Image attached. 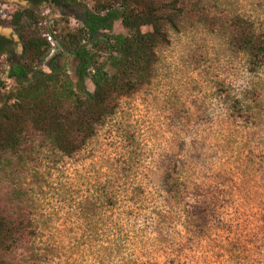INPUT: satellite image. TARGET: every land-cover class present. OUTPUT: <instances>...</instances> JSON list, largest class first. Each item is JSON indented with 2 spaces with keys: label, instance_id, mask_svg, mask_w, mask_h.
<instances>
[{
  "label": "rangeland",
  "instance_id": "374dc122",
  "mask_svg": "<svg viewBox=\"0 0 264 264\" xmlns=\"http://www.w3.org/2000/svg\"><path fill=\"white\" fill-rule=\"evenodd\" d=\"M12 1L0 0L8 35ZM176 1L184 14L151 81L81 150L65 156L29 128L20 150L0 152V214L24 222L9 262L264 264V65L231 43L238 18L264 33V0ZM61 7L37 8L39 26L55 29L43 31L54 36L49 58L60 52L75 79L55 34L80 25L81 7ZM112 32L127 34L121 20ZM8 70L1 61L0 106L17 86Z\"/></svg>",
  "mask_w": 264,
  "mask_h": 264
},
{
  "label": "trees",
  "instance_id": "16d2710c",
  "mask_svg": "<svg viewBox=\"0 0 264 264\" xmlns=\"http://www.w3.org/2000/svg\"><path fill=\"white\" fill-rule=\"evenodd\" d=\"M64 1V5L81 7L80 25L60 38L55 34L63 53L77 60L75 79L62 64L60 52L49 58L52 46L43 31L55 29L39 26L45 16L34 8L17 7L11 19L2 22L20 34L24 53L7 72L17 86L1 98L0 152L20 150L29 128L45 135L65 156L81 150L116 113L122 98L151 81L157 49L169 43L170 29H178L184 14L176 0H92L93 8L77 0ZM117 20L127 34L112 32ZM145 27L149 30L144 31ZM234 27L232 45L249 57L255 69L263 66L264 33L244 18H238ZM89 81L93 91L87 86ZM204 212L199 211L202 218ZM22 229L23 221L0 214V264H13L4 253L22 243Z\"/></svg>",
  "mask_w": 264,
  "mask_h": 264
},
{
  "label": "flooded vegetation",
  "instance_id": "af4514ba",
  "mask_svg": "<svg viewBox=\"0 0 264 264\" xmlns=\"http://www.w3.org/2000/svg\"><path fill=\"white\" fill-rule=\"evenodd\" d=\"M51 0H13V4L17 7L22 8H34L37 10L42 4L50 3ZM64 0H62L61 8L64 9ZM3 29H6L3 27ZM6 31V30H5ZM9 35L5 32L0 33V62L6 61L9 63V67L16 65L20 60H17L16 57L20 54L19 58H22L24 53V45L20 34L16 31L14 27L9 31ZM16 34V35H15ZM20 40L21 48L17 47V42Z\"/></svg>",
  "mask_w": 264,
  "mask_h": 264
},
{
  "label": "built area",
  "instance_id": "2783aa9c",
  "mask_svg": "<svg viewBox=\"0 0 264 264\" xmlns=\"http://www.w3.org/2000/svg\"><path fill=\"white\" fill-rule=\"evenodd\" d=\"M45 37L48 39V41H49L51 44H55L54 36H53V35H51V34H46Z\"/></svg>",
  "mask_w": 264,
  "mask_h": 264
}]
</instances>
